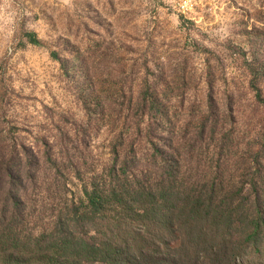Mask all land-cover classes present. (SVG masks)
<instances>
[{
	"label": "rangeland",
	"instance_id": "1",
	"mask_svg": "<svg viewBox=\"0 0 264 264\" xmlns=\"http://www.w3.org/2000/svg\"><path fill=\"white\" fill-rule=\"evenodd\" d=\"M178 3L0 0V152L32 150L34 231L114 149L150 159L148 132L187 181L251 179L264 195V0Z\"/></svg>",
	"mask_w": 264,
	"mask_h": 264
},
{
	"label": "trees",
	"instance_id": "2",
	"mask_svg": "<svg viewBox=\"0 0 264 264\" xmlns=\"http://www.w3.org/2000/svg\"><path fill=\"white\" fill-rule=\"evenodd\" d=\"M152 137L150 159L114 149L108 171L38 231L21 174L32 150L0 152V264H264V195L251 179L187 181Z\"/></svg>",
	"mask_w": 264,
	"mask_h": 264
},
{
	"label": "built area",
	"instance_id": "3",
	"mask_svg": "<svg viewBox=\"0 0 264 264\" xmlns=\"http://www.w3.org/2000/svg\"><path fill=\"white\" fill-rule=\"evenodd\" d=\"M194 1L196 0H179L178 8L182 15H188L194 9Z\"/></svg>",
	"mask_w": 264,
	"mask_h": 264
}]
</instances>
